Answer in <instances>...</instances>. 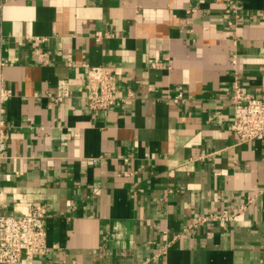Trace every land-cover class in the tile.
I'll return each instance as SVG.
<instances>
[{
    "label": "crops",
    "instance_id": "0c3cea01",
    "mask_svg": "<svg viewBox=\"0 0 264 264\" xmlns=\"http://www.w3.org/2000/svg\"><path fill=\"white\" fill-rule=\"evenodd\" d=\"M0 51V207L46 211V253L16 264H264V140L229 101L234 78L264 100V0H0ZM85 64L125 100L91 114ZM208 214L232 217L188 227Z\"/></svg>",
    "mask_w": 264,
    "mask_h": 264
},
{
    "label": "built area",
    "instance_id": "2783aa9c",
    "mask_svg": "<svg viewBox=\"0 0 264 264\" xmlns=\"http://www.w3.org/2000/svg\"><path fill=\"white\" fill-rule=\"evenodd\" d=\"M108 33L97 32L95 40L107 38ZM30 56L36 62L45 64L49 52L42 49L45 38L29 37ZM0 51V158L6 149L8 133L3 119L5 102L11 90L4 86L3 68L6 65ZM86 73L82 81L83 97L89 112L93 115L111 109L117 101H124L119 94L118 77L115 72L101 66L85 64ZM46 96L54 103L69 97V83L60 80L54 93ZM180 95L176 99H179ZM175 100V99H174ZM232 118L230 130L240 143L264 140V100L247 94L237 78L232 83L230 95ZM245 203L236 208L235 214L245 208ZM231 215L208 214L199 216L188 227H200L214 222L231 220ZM46 211L41 205L26 207L22 211L3 212L0 207V264H16L21 260H31L46 253Z\"/></svg>",
    "mask_w": 264,
    "mask_h": 264
}]
</instances>
